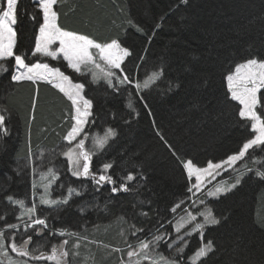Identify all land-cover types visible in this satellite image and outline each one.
I'll return each instance as SVG.
<instances>
[{"label": "trees", "instance_id": "1", "mask_svg": "<svg viewBox=\"0 0 264 264\" xmlns=\"http://www.w3.org/2000/svg\"><path fill=\"white\" fill-rule=\"evenodd\" d=\"M54 10L64 30L101 44L117 39L132 53L122 68L133 84L117 86L119 90L102 80L93 83L87 73L64 70L73 82L85 85L84 97L92 102L84 132L89 137L103 136L108 128L116 132L101 150L94 143L85 145L93 153L91 171L98 175L104 163H111L107 175L116 187L127 183L129 191L113 193L109 184L95 185L91 178L70 174L61 154L72 124L67 97L49 83L17 84L10 81V73H0V108L10 112L8 134L0 135V229L7 233L6 224L15 223L19 227L11 231L38 241L32 230L22 231L21 209L6 197L29 205L31 171L53 169L57 178L51 197L68 196L70 187L79 194L58 208L37 205L35 217L46 218L49 227L35 245L45 240L46 249L63 238L70 241V253H79L69 256V264H119L121 253L104 246L126 249L135 238L168 230L175 214L189 209L191 181L184 161L191 159L201 168L210 161L222 162L252 137L249 122L239 117V104L230 98L226 77L253 55L264 59V0H60ZM38 12L32 0H20L15 51L25 55L28 64L37 61L32 49L42 21ZM7 66L13 70L14 58ZM154 72L162 75L138 92L135 82L143 83ZM258 99L257 111L263 113L264 89ZM253 159L264 164V152L250 150L240 161L247 162L245 172L238 173L245 176L234 189L202 199L222 221L205 226L203 242L213 241L215 251L202 264H264V231L257 227L264 221V181L255 175L264 166ZM129 173L133 181L124 180ZM160 226L164 228L157 230ZM136 229L142 231L133 235ZM60 230L86 239L73 249L77 238L55 234ZM200 243L198 233L191 235L184 256Z\"/></svg>", "mask_w": 264, "mask_h": 264}, {"label": "snow or ice", "instance_id": "2", "mask_svg": "<svg viewBox=\"0 0 264 264\" xmlns=\"http://www.w3.org/2000/svg\"><path fill=\"white\" fill-rule=\"evenodd\" d=\"M60 0H34L36 8L39 13H42L43 22L39 25L38 34L35 36V46L32 49V55L37 54L46 57H52L53 59L58 56H63V59L67 61V66L74 70L76 73H91L92 82L98 83L101 79L107 84L109 88L119 90L117 86H124L133 84L131 77L124 74L125 69L122 68V64L126 57L132 55L128 48L121 47L120 42L117 39H112L108 43H97L95 40L89 38L86 35H81L76 32L66 31L58 24V13L54 10V6L57 5ZM181 3L187 4L189 0H180ZM20 0H6V6L0 7V73L9 74L10 81L13 83H20L22 81H31L36 83L37 81H46L57 88L64 96L71 101L73 112L70 116L72 121L71 128L67 134L63 137L70 145L77 141L80 136H87L84 132V127L91 116L92 102L85 99L82 93L84 92L85 85L82 83L73 84L68 76L58 68H50L48 64L34 63L28 64L25 62L26 56L17 54L15 48L17 46V32L15 25L18 23L17 10ZM36 19V16H33ZM129 25L136 27L137 31H143V29L134 25L131 20L128 21ZM156 27H160L157 25ZM151 39V37L149 38ZM59 44V47H53L55 44ZM92 49L97 50V55L103 64L97 63L93 56ZM9 58H14V71L7 66ZM143 59V57H141ZM114 70H120L121 75H117ZM162 75V72H154L143 82H135L134 87L139 92L142 89H147L149 86ZM228 91L231 94V99L238 101L240 105L239 117L242 120L248 121L251 124V130L255 133L252 138L247 139L239 152L233 155H229L226 161L214 164L211 161L207 167L201 168L193 163L191 159L183 162V169L186 171L187 176L195 178L196 183L188 189L189 192H199L206 183L205 177L215 178V171L221 169L223 164H226L231 168L237 161L242 160L249 154L250 150L255 151L259 149L264 152V113H258L257 108L261 106V102L257 97V93L264 89V59L258 58L253 55L247 59L244 63L236 65L235 72L227 75ZM115 81V82H114ZM35 106V100L33 101ZM131 103L129 107H131ZM10 112L7 108H0V135H7L8 129L6 122L9 119ZM116 135L115 130L108 128L103 136L93 138L94 147L96 150H101L108 143L109 139ZM163 139V137H161ZM165 143H167L165 141ZM171 149L172 145H168ZM29 156L31 151L29 150ZM175 154V153H173ZM62 155L67 157L69 163V171L75 177H87L91 178L95 185H114L111 189L113 193L118 191H129L127 183H121L119 187H116V181L111 175H107L108 169L112 168L111 163H104L102 171L99 175L92 172L90 169V161L92 160L93 153L85 150V140L79 139L78 143L74 146L68 147L67 151ZM254 164H262L261 160L253 159ZM264 166V164H262ZM248 172L253 169H247ZM255 175L264 181V171L260 169L255 170ZM245 176V173H241L235 179V183L224 185H217L214 190H208L206 195L208 197H219L223 193L230 192L237 185H239ZM48 184L44 185L45 194L41 197L40 203L44 205L54 206L58 204H67L68 199L72 194H79L76 189L69 188L68 196L62 199H49L48 188L51 183L57 178L53 169L48 170ZM135 179L132 173H129L124 177L125 181H133ZM35 187V185H34ZM6 199L13 205H18L21 209L18 219L27 216L29 219L23 221L24 228L26 230L31 229L33 233L39 236L42 232L48 229L49 225L46 218H35L37 208L35 204L31 207L25 205L24 200L14 199L12 196L6 197ZM201 204L204 201H200ZM180 205H176L178 208ZM173 208V211H175ZM189 215V220L180 223L176 227V232L179 234L181 228L185 223L195 222L196 217ZM203 215V222L194 223L190 232L185 233L186 236H191L192 232L200 234L201 246L194 252L188 259L191 264H197L201 262L203 258H207L209 254L215 251L214 242L209 240L206 243L203 242L205 226H214L221 224V219L214 216L212 210L209 208L206 212L201 213ZM3 217H0L2 220ZM18 224H6L7 229H17ZM257 227L264 231V221H261ZM141 229H136L133 235L137 232H141ZM50 235L54 233H49ZM59 236H73L77 238L76 244L73 245V249H79L80 241L82 238L74 232H66L60 230L55 233ZM15 236V233H13ZM166 239L163 235H156L151 240H139L136 245H128L127 259H120L119 264H185L181 253H184L185 247L188 245V240L184 237L177 236L180 246L175 247L177 254L176 258H168L163 255H155V248L158 246V242ZM6 233L4 229H0V254L8 256V250L17 256L29 257L33 261H47L52 264H69V256L79 255L78 251L67 250L66 246L70 243L69 240H63L60 245H53L50 253L40 252L39 255H34L35 250L30 251L29 245L33 240L32 235H28L27 239H24L22 243L17 244L15 241L8 244L5 247ZM176 241L168 244L169 249H173ZM109 249L110 253H122L124 249L119 247L104 246ZM8 264H17L16 261L9 257ZM27 264V261L24 262Z\"/></svg>", "mask_w": 264, "mask_h": 264}, {"label": "rangeland", "instance_id": "3", "mask_svg": "<svg viewBox=\"0 0 264 264\" xmlns=\"http://www.w3.org/2000/svg\"><path fill=\"white\" fill-rule=\"evenodd\" d=\"M32 1L34 2V0H32ZM5 6H6V0H0V7H5ZM41 19H42V21H41V23H42L43 22L42 13H41ZM38 31H39V27L37 29L36 35L38 34ZM35 36H34L33 48L35 46ZM53 47L54 48L55 47H59V44L57 43ZM91 51H92L93 56L96 59L97 63L103 64V61L100 60L99 56L97 55V50L92 49ZM36 56H37V61H34V62L29 63L30 65L31 64H34V63H42V64H45L46 63V64L49 65L50 68H58L62 72H64V70H68V69L69 70H72L71 68H69L67 66V61H65L63 59V56L62 55L61 56H58L55 59H53L52 57L41 56L39 54H37ZM242 63H244V62H242ZM242 63H240V64H242ZM235 69H236V66H235L234 70L231 73L235 72ZM12 71H14V67H13V70ZM114 71H117V75H121V73H119L120 70H114ZM64 74L66 76H68L65 72H64ZM87 74H89V76L92 79L91 73L89 72ZM69 79H70V77H69ZM39 82H46V81H39ZM72 83L73 84H77V83H75L73 81H72ZM226 84H227V80H226ZM50 85H52V84H50ZM227 89H228V86H227ZM82 95H84V94L82 93ZM229 95H230V98H231V94L230 93H229ZM257 97H258V93H257ZM235 102H237L239 104L238 101H235ZM263 113H264V111H263ZM249 124H250V122H249ZM250 129H251V124H250ZM251 132H252V136H253L255 133L252 130H251ZM98 136H101V135H95L93 137H91V136L89 137V135H87L86 137L85 136H82V137L80 136V137L77 138V141L73 142V145H70L67 141L64 140V142L66 143L67 148H65L61 152V154L63 152H65V151H67L68 147L74 146L75 143H78L79 139H84L85 140V145L87 146L88 144H90V146H91L94 143L93 142V138L94 137H98ZM86 146H85V150L89 151ZM62 156L66 159V161L68 163L67 157H65L64 155H62ZM226 160H224V161H226ZM242 160H240V161H242ZM240 161H237L236 164H234L231 168H229L226 164H223L222 167H221V169L215 171V173H214L215 178L214 179H212V177H205L206 183L201 188V190L199 192H196L195 189H194L193 192H190V195H189L190 207H189V209H186L184 211L181 210V211H179L178 214H175V216L173 217V219L171 221H169V223H168V226H169V229L168 230H164L160 234H152V233H150V234H148L145 237L144 236H141V237H138L139 239L138 238H135L134 242L131 245H133V246L136 245L139 242V240H151L156 235H163V236L166 237V239L161 240V241L158 242V246L155 248V253L154 254L155 255H163V256L168 257L170 259L171 258H176L177 254H176V252H175L174 249H175V247L180 246V243H181L179 240H177V236L179 235V236L184 237L185 239L188 240V238L190 236H186L185 237V233L191 231L192 227H194V223H201V222H203V215H201V213L206 212V210L208 209V207L205 206L204 203L201 204L200 201H202L203 198H208V199L216 198V197H208L206 195V193H207L208 190H214L217 185H224V186H226L227 184L235 183V181H232L231 183H229L228 180L231 179V177H233V176L236 175L235 177H233L234 178L233 180H235L236 177H237V175H238V173H240V171H244L243 168H244V165L247 162L240 163ZM218 163H221V162H218ZM214 164H217V163H214ZM68 166H69V163H68ZM205 167H207V166H205ZM205 167H202V168H205ZM31 172H32V175H33L32 176L33 193L31 195L29 205H26V206L27 207H31L33 204H35L36 207H37V205H42L44 207H49V208H58L59 206L63 205V204H58V205H54V206H49V205H44V204H41L40 203L41 197L45 194V187H44V185L48 184V178H47L48 177V170H46V171H38L37 170L36 171L34 169ZM54 172H55V170H54ZM69 172L72 175L71 171H69ZM56 176H57V174H56ZM76 178H87V177H76ZM190 181H191L190 187H192L196 183L195 178L194 177L191 178ZM52 184H53V182L51 183V185ZM34 185H35V187H34ZM51 185L48 188L47 198L54 199V200L60 199L59 197H54V198L51 197V195H50V193H51ZM109 185H110V188L111 189L114 186V185H111V184H109ZM102 186H104V185H102ZM73 196H77V195L73 194L72 197ZM189 213L191 215H193V216L196 217V221L195 222L185 223L184 224V227L181 228L180 233L178 234L176 232V230H175L176 227L180 223H183L184 221H188L189 220V215H188ZM35 218H37V217H35ZM28 219L29 218L27 216H24L23 218L20 219V222H21V225L20 226H21V229H22L23 232L24 231L26 232L28 230H31V229L26 230L24 228L23 221H27ZM163 228H164L163 226H160L157 230H162ZM14 230H16V229H14ZM13 233H15V236H13ZM42 233L39 235L40 237L37 238L38 241L32 240L30 242L29 250L30 251L35 250L33 252L34 255H39L40 252L50 253L51 248H52L53 245H60L63 240H66V239L61 238L60 239V242H51L50 245H48V248L45 249L44 248L45 247V242H46L45 240H44V243H43L42 246L35 245V243L39 244L40 243L39 241H42L43 240V237H41L42 236ZM195 233L197 234V232H192V235L195 234ZM18 235L19 234H17V232H13V231H11L9 229V231L6 233L5 247H7L8 244L11 243V242H13V241H15L17 244H20V243H22V241L24 239H27V238H25V236L22 237V236H18ZM173 241H176V243L174 244L173 249H169L168 248V244L169 243H172ZM200 246H201V243H200L199 247ZM66 248H67V246H66ZM127 250H128V248L124 249V252H122L120 254L119 259H125V260L127 259V255H126ZM195 250H197V249H195ZM193 254H194V252H193ZM193 254H191L190 256H192ZM180 256H182L183 260L185 261V264H191V262L188 259L190 256L186 257V256H184L183 253H181ZM9 257H11L12 260L16 261L17 264H24L25 261H27V264H52V262H47V261H33L29 257L17 256L15 253H12L10 249L8 250V256L7 257L4 256V255H2V254H0V264H8ZM142 264H147V262H142Z\"/></svg>", "mask_w": 264, "mask_h": 264}]
</instances>
